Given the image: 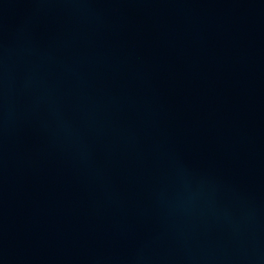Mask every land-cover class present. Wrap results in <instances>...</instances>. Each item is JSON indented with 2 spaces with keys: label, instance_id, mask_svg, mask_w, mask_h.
<instances>
[{
  "label": "water",
  "instance_id": "95a60500",
  "mask_svg": "<svg viewBox=\"0 0 264 264\" xmlns=\"http://www.w3.org/2000/svg\"><path fill=\"white\" fill-rule=\"evenodd\" d=\"M0 264H264V0H0Z\"/></svg>",
  "mask_w": 264,
  "mask_h": 264
}]
</instances>
